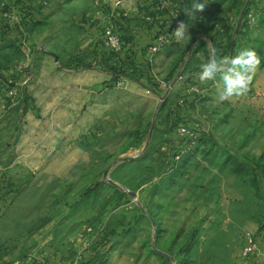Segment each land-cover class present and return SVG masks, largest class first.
Returning a JSON list of instances; mask_svg holds the SVG:
<instances>
[{
	"label": "rangeland",
	"instance_id": "rangeland-1",
	"mask_svg": "<svg viewBox=\"0 0 264 264\" xmlns=\"http://www.w3.org/2000/svg\"><path fill=\"white\" fill-rule=\"evenodd\" d=\"M193 2L0 0V264H264V0Z\"/></svg>",
	"mask_w": 264,
	"mask_h": 264
},
{
	"label": "clouds",
	"instance_id": "clouds-1",
	"mask_svg": "<svg viewBox=\"0 0 264 264\" xmlns=\"http://www.w3.org/2000/svg\"><path fill=\"white\" fill-rule=\"evenodd\" d=\"M205 6L206 2L194 0L190 7L184 9V12L194 17L196 13L203 11ZM172 36L177 42H188L191 39L189 25L180 22L172 32ZM217 53L218 50L213 49L212 58L200 66V71L197 73L199 81L201 83L215 82L221 99L246 93L255 69L261 63L257 53L253 50H242L238 55L231 57Z\"/></svg>",
	"mask_w": 264,
	"mask_h": 264
},
{
	"label": "built area",
	"instance_id": "built-area-1",
	"mask_svg": "<svg viewBox=\"0 0 264 264\" xmlns=\"http://www.w3.org/2000/svg\"><path fill=\"white\" fill-rule=\"evenodd\" d=\"M105 43L107 47L113 51H119L122 48L123 46L122 36L120 33H118L117 29H115L114 27H111L110 29L106 31ZM158 50H159L158 47H155L152 49L153 53L158 52ZM178 134L179 136H182V137H193V138L196 137L195 133H193L191 130H189L185 126L180 127ZM258 248L259 246H258L257 240L253 237H249L247 239L246 246L244 247V250H243L244 257H250L254 255L258 251Z\"/></svg>",
	"mask_w": 264,
	"mask_h": 264
},
{
	"label": "water",
	"instance_id": "water-1",
	"mask_svg": "<svg viewBox=\"0 0 264 264\" xmlns=\"http://www.w3.org/2000/svg\"><path fill=\"white\" fill-rule=\"evenodd\" d=\"M56 61H59V58L56 56ZM133 196L135 197L136 195L133 193Z\"/></svg>",
	"mask_w": 264,
	"mask_h": 264
}]
</instances>
